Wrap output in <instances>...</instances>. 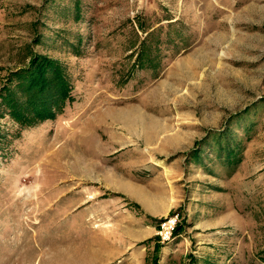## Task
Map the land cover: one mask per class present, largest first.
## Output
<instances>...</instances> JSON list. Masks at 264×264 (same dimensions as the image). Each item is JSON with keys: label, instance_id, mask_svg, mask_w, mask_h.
<instances>
[{"label": "rangeland", "instance_id": "1", "mask_svg": "<svg viewBox=\"0 0 264 264\" xmlns=\"http://www.w3.org/2000/svg\"><path fill=\"white\" fill-rule=\"evenodd\" d=\"M35 56L73 100L0 112V264H264V0H0V90Z\"/></svg>", "mask_w": 264, "mask_h": 264}, {"label": "trees", "instance_id": "2", "mask_svg": "<svg viewBox=\"0 0 264 264\" xmlns=\"http://www.w3.org/2000/svg\"><path fill=\"white\" fill-rule=\"evenodd\" d=\"M64 69L48 57H34L28 68L9 75L0 90V112L28 127L62 114L73 100Z\"/></svg>", "mask_w": 264, "mask_h": 264}, {"label": "bare ground", "instance_id": "3", "mask_svg": "<svg viewBox=\"0 0 264 264\" xmlns=\"http://www.w3.org/2000/svg\"><path fill=\"white\" fill-rule=\"evenodd\" d=\"M131 118H133V117L131 116Z\"/></svg>", "mask_w": 264, "mask_h": 264}]
</instances>
